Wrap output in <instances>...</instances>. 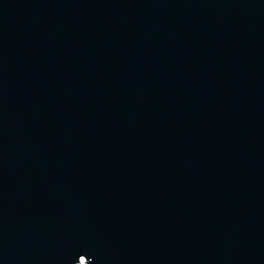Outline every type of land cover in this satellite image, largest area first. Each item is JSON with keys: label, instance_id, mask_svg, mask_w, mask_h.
<instances>
[{"label": "water", "instance_id": "95a60500", "mask_svg": "<svg viewBox=\"0 0 264 264\" xmlns=\"http://www.w3.org/2000/svg\"><path fill=\"white\" fill-rule=\"evenodd\" d=\"M264 264V0H0V264Z\"/></svg>", "mask_w": 264, "mask_h": 264}, {"label": "bare ground", "instance_id": "6f19581e", "mask_svg": "<svg viewBox=\"0 0 264 264\" xmlns=\"http://www.w3.org/2000/svg\"><path fill=\"white\" fill-rule=\"evenodd\" d=\"M79 264H85V263H84V261H83V260H81V261L79 262Z\"/></svg>", "mask_w": 264, "mask_h": 264}]
</instances>
